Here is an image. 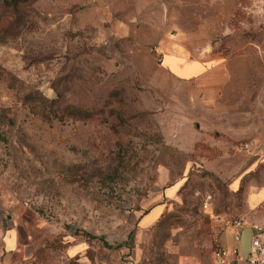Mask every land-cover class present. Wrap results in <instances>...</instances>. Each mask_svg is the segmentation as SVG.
Instances as JSON below:
<instances>
[{
    "label": "rangeland",
    "instance_id": "obj_1",
    "mask_svg": "<svg viewBox=\"0 0 264 264\" xmlns=\"http://www.w3.org/2000/svg\"><path fill=\"white\" fill-rule=\"evenodd\" d=\"M176 44L226 93L169 76ZM250 123L264 0H0V264H211L223 219L264 224Z\"/></svg>",
    "mask_w": 264,
    "mask_h": 264
},
{
    "label": "crops",
    "instance_id": "obj_2",
    "mask_svg": "<svg viewBox=\"0 0 264 264\" xmlns=\"http://www.w3.org/2000/svg\"><path fill=\"white\" fill-rule=\"evenodd\" d=\"M171 47V46H170ZM163 70L175 80L178 81H197V84L201 86V94L206 98H216L226 93L230 84L232 83V74L230 70L229 62L226 59L220 57H214L211 55L199 56L196 55L186 45L176 44L172 46L169 52L164 53L162 56ZM248 129L239 130V133L245 138H250L252 141L249 143V149H253L252 158L257 160L264 159V123H254L246 126ZM256 201V203H250V207H256L263 201ZM156 210L154 219H157L162 213L159 207L154 208L148 215L150 217ZM155 213V212H154ZM151 220L149 222L154 221ZM253 223H248V226ZM234 237V234H233ZM234 244L229 246L222 238L221 246L234 247L236 245L235 238ZM213 254L211 258V264L213 263Z\"/></svg>",
    "mask_w": 264,
    "mask_h": 264
},
{
    "label": "built area",
    "instance_id": "obj_3",
    "mask_svg": "<svg viewBox=\"0 0 264 264\" xmlns=\"http://www.w3.org/2000/svg\"><path fill=\"white\" fill-rule=\"evenodd\" d=\"M248 148L249 143L245 144ZM212 196L208 195L205 206L208 207ZM225 230L234 234L236 245L234 247L219 246L213 254L212 264H264V224L253 223L250 253L245 259L241 250V233L248 226L243 218H226L222 221Z\"/></svg>",
    "mask_w": 264,
    "mask_h": 264
},
{
    "label": "water",
    "instance_id": "obj_4",
    "mask_svg": "<svg viewBox=\"0 0 264 264\" xmlns=\"http://www.w3.org/2000/svg\"><path fill=\"white\" fill-rule=\"evenodd\" d=\"M252 228L250 226L245 227L241 233V250L243 257L247 259L251 249Z\"/></svg>",
    "mask_w": 264,
    "mask_h": 264
}]
</instances>
